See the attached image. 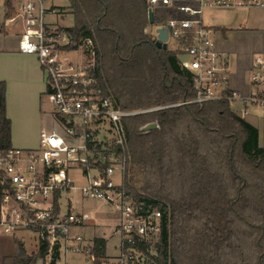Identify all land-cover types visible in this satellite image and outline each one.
I'll list each match as a JSON object with an SVG mask.
<instances>
[{
	"label": "built area",
	"instance_id": "1",
	"mask_svg": "<svg viewBox=\"0 0 264 264\" xmlns=\"http://www.w3.org/2000/svg\"><path fill=\"white\" fill-rule=\"evenodd\" d=\"M145 3L153 17L145 33L155 42L158 30L165 29V49L176 54L179 65L192 77L196 95L183 103L225 100L240 117L264 120V0ZM9 8L12 12L6 17ZM211 8L258 10L261 14L263 47L252 59L246 93L230 86L229 55L216 45L220 27L204 17ZM56 12L46 0H0L2 24L20 27L17 51L34 56L42 71L53 121L51 129L39 131L35 147L10 146L0 151V238L19 243L27 255L48 241L47 255L58 244L65 252L81 255L77 264H92V245L82 235L70 234V227L82 224L87 216L69 205L62 210L60 204L62 192L78 189L82 197L103 200L117 210L118 254L105 264H156L165 209L159 203L135 201L120 189L130 163L124 118L134 111L116 105L93 74L92 39L84 38L77 46L84 54L82 60L67 58L68 35L46 20V14ZM73 169L84 180L78 187L70 176ZM117 172L119 183L114 182Z\"/></svg>",
	"mask_w": 264,
	"mask_h": 264
},
{
	"label": "trees",
	"instance_id": "2",
	"mask_svg": "<svg viewBox=\"0 0 264 264\" xmlns=\"http://www.w3.org/2000/svg\"><path fill=\"white\" fill-rule=\"evenodd\" d=\"M74 24L65 27L74 50L92 39L93 74L125 110L179 103L124 118L131 182L171 201V264H264V145L258 130L228 101L183 103L196 91L176 54L158 48L144 29L145 0H68ZM12 9L6 13L10 16ZM149 122L157 126L146 131ZM11 146L5 89L0 84V151ZM120 189L135 201L157 203L139 193L125 173ZM59 190L54 194L58 211ZM156 245V264L169 259L168 218ZM48 241L27 255L17 243L0 264H37ZM92 264H105L104 242L94 239Z\"/></svg>",
	"mask_w": 264,
	"mask_h": 264
},
{
	"label": "crops",
	"instance_id": "3",
	"mask_svg": "<svg viewBox=\"0 0 264 264\" xmlns=\"http://www.w3.org/2000/svg\"><path fill=\"white\" fill-rule=\"evenodd\" d=\"M0 25V84L3 83L5 89V110L10 120L11 146L35 147L39 131L42 128L51 129L53 126L49 103L44 96L43 74L34 56L17 51L20 27L14 23L2 24L1 20ZM9 28L15 29L12 33H8ZM216 45L220 51L229 55L231 88L246 93L252 59L263 47V33L244 29L231 32L225 29L217 36ZM45 102L48 105L47 108ZM248 116L243 119L246 120ZM260 120L262 127L261 131L257 129L258 140L260 145H264V120ZM88 199L101 202L106 207V217L101 218L94 211L84 210L73 197L69 196L67 203L73 211L87 216V220L82 224L70 227V234L82 235L88 245H93L94 239H102L106 263L114 261L119 244V235L116 231L117 210L103 200ZM79 262H81V255L70 251L65 252L58 247V244L45 260L37 261L40 264H77Z\"/></svg>",
	"mask_w": 264,
	"mask_h": 264
},
{
	"label": "rangeland",
	"instance_id": "4",
	"mask_svg": "<svg viewBox=\"0 0 264 264\" xmlns=\"http://www.w3.org/2000/svg\"><path fill=\"white\" fill-rule=\"evenodd\" d=\"M46 4L48 6L53 5L57 10L55 14H46V20L48 22H50L54 26H57L61 30H64L65 27H69L74 24V18L68 9V5H69L68 0H46ZM204 17L207 23H212L213 25L220 27V32H223L225 29L231 30V32H234L238 29L256 31V30H259L262 25L261 14L258 10L218 9V8L213 9L211 8L205 11ZM17 25L16 27L19 26ZM14 29L15 28H9L7 29V32L12 33ZM66 56L67 58L73 61L75 60L79 61L83 59L84 54L81 48H77V50H74V51L72 50L67 51ZM175 105H178V103H172L168 105L154 106V107H148V108H141V109H135V110H128V111H134L132 114H130V115H134L137 113L148 112V111H152V110H156V109H160V108H164L168 106H175ZM45 107L46 108L48 107L46 102H45ZM155 107H158V108H155ZM246 121L259 130L262 127V121L251 115L247 117ZM70 176L73 179L75 187H78L84 182V180L79 176V172L77 171V169H73L70 172ZM130 176H131V161L127 169V177H128L129 184L132 186L133 189H135L139 193H142L146 197L154 199L160 205L165 206L167 210L168 235H169V259H168L167 264H171V212H172L171 201L157 194H152L149 192H141L131 182ZM114 182L115 183L120 182V174L118 172L114 176ZM69 196L71 198L73 197V199H75L84 210L94 211L95 214L101 218L106 217L107 215L105 211L106 207L101 202H98L97 200H90L88 198L82 197L78 189H75L74 191L70 190L68 192L64 191L61 193L60 204H61L62 210H65L66 208H68L67 199ZM16 245L17 243L11 239H8L5 237L0 238V256L14 254L16 250ZM37 264H40V263H37Z\"/></svg>",
	"mask_w": 264,
	"mask_h": 264
},
{
	"label": "water",
	"instance_id": "5",
	"mask_svg": "<svg viewBox=\"0 0 264 264\" xmlns=\"http://www.w3.org/2000/svg\"><path fill=\"white\" fill-rule=\"evenodd\" d=\"M147 20L149 23H152L153 22V17H152V13L150 10L147 11ZM158 40L154 42L155 46L158 47V48H163L165 49L166 48V44L165 43H162L164 42L166 39H167V32L165 29H159L158 30ZM157 126V123L156 122H149V123H146L144 125H142L140 127V130L142 131H146V130H149L151 128H154Z\"/></svg>",
	"mask_w": 264,
	"mask_h": 264
},
{
	"label": "flooded vegetation",
	"instance_id": "6",
	"mask_svg": "<svg viewBox=\"0 0 264 264\" xmlns=\"http://www.w3.org/2000/svg\"><path fill=\"white\" fill-rule=\"evenodd\" d=\"M256 31H259V30H256Z\"/></svg>",
	"mask_w": 264,
	"mask_h": 264
}]
</instances>
